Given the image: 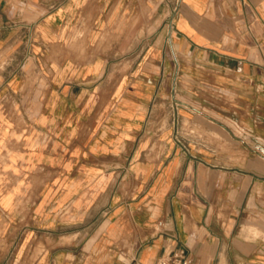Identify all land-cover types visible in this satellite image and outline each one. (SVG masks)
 I'll list each match as a JSON object with an SVG mask.
<instances>
[{
  "label": "crops",
  "instance_id": "1",
  "mask_svg": "<svg viewBox=\"0 0 264 264\" xmlns=\"http://www.w3.org/2000/svg\"><path fill=\"white\" fill-rule=\"evenodd\" d=\"M173 249L264 264V0H0V264Z\"/></svg>",
  "mask_w": 264,
  "mask_h": 264
},
{
  "label": "built area",
  "instance_id": "2",
  "mask_svg": "<svg viewBox=\"0 0 264 264\" xmlns=\"http://www.w3.org/2000/svg\"><path fill=\"white\" fill-rule=\"evenodd\" d=\"M158 226L161 223L157 224ZM129 264H142L136 259H132ZM152 264H193L192 258L189 254L181 249L170 250L159 256Z\"/></svg>",
  "mask_w": 264,
  "mask_h": 264
},
{
  "label": "rangeland",
  "instance_id": "3",
  "mask_svg": "<svg viewBox=\"0 0 264 264\" xmlns=\"http://www.w3.org/2000/svg\"><path fill=\"white\" fill-rule=\"evenodd\" d=\"M169 113H170V115L173 114V112H169Z\"/></svg>",
  "mask_w": 264,
  "mask_h": 264
}]
</instances>
